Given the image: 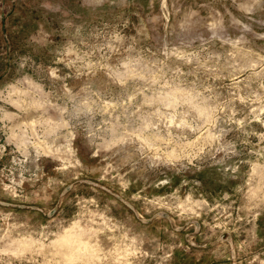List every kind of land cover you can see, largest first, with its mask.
Returning a JSON list of instances; mask_svg holds the SVG:
<instances>
[{
	"label": "rangeland",
	"instance_id": "1",
	"mask_svg": "<svg viewBox=\"0 0 264 264\" xmlns=\"http://www.w3.org/2000/svg\"><path fill=\"white\" fill-rule=\"evenodd\" d=\"M0 264H264V0H0Z\"/></svg>",
	"mask_w": 264,
	"mask_h": 264
},
{
	"label": "bare ground",
	"instance_id": "2",
	"mask_svg": "<svg viewBox=\"0 0 264 264\" xmlns=\"http://www.w3.org/2000/svg\"><path fill=\"white\" fill-rule=\"evenodd\" d=\"M79 239H80V238H79ZM77 240H78V239H77ZM77 240H76V241H77ZM79 244H80V242H79ZM85 247H86V246H85Z\"/></svg>",
	"mask_w": 264,
	"mask_h": 264
}]
</instances>
